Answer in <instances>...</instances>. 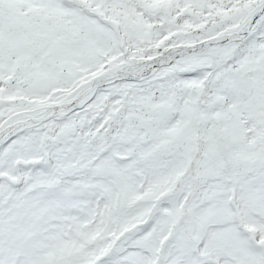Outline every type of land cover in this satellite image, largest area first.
Segmentation results:
<instances>
[{
  "label": "snow or ice",
  "instance_id": "obj_1",
  "mask_svg": "<svg viewBox=\"0 0 264 264\" xmlns=\"http://www.w3.org/2000/svg\"><path fill=\"white\" fill-rule=\"evenodd\" d=\"M0 264H264V0H0Z\"/></svg>",
  "mask_w": 264,
  "mask_h": 264
}]
</instances>
